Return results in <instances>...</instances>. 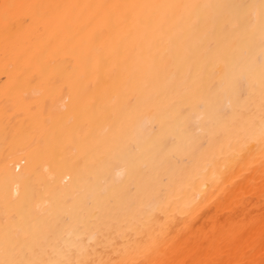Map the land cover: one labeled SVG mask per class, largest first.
<instances>
[{
	"label": "bare ground",
	"instance_id": "6f19581e",
	"mask_svg": "<svg viewBox=\"0 0 264 264\" xmlns=\"http://www.w3.org/2000/svg\"><path fill=\"white\" fill-rule=\"evenodd\" d=\"M0 264H264V0H0Z\"/></svg>",
	"mask_w": 264,
	"mask_h": 264
}]
</instances>
